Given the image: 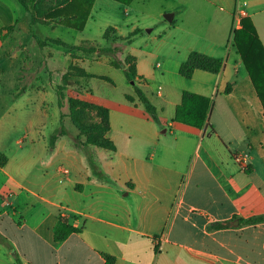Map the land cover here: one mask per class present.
<instances>
[{"label":"crops","instance_id":"crops-1","mask_svg":"<svg viewBox=\"0 0 264 264\" xmlns=\"http://www.w3.org/2000/svg\"><path fill=\"white\" fill-rule=\"evenodd\" d=\"M240 6L264 45V0L60 5L88 15L81 29L33 23L19 0H0V151L8 157L0 166V264H104V253L116 264H264V222L240 220L264 214V104L234 45ZM109 26L121 37L143 31L122 54L136 58L134 80L110 55L74 48L110 45ZM194 51L222 60L221 70L183 76ZM71 65L95 75L90 99L94 79L124 86L120 105L104 103L114 149L79 144L69 131L50 146L61 128L55 86ZM184 92L209 98L202 128L175 120ZM240 153L247 169L235 161ZM61 219L78 229L64 240L56 237Z\"/></svg>","mask_w":264,"mask_h":264},{"label":"trees","instance_id":"trees-1","mask_svg":"<svg viewBox=\"0 0 264 264\" xmlns=\"http://www.w3.org/2000/svg\"><path fill=\"white\" fill-rule=\"evenodd\" d=\"M88 2L92 4L94 0H19V2L26 8L31 17L33 23H65L72 27L83 28L85 19L88 15L80 14H69L59 9L60 5L70 3L72 7L77 2ZM122 5H129L133 0H113ZM84 20L81 22L80 27L78 22L80 17ZM111 31H115V27L109 26L104 33V39H110L112 43L110 45L92 46L86 49L82 45H76L74 48L86 50L87 52L99 51V56L103 54L110 55V62L116 68L124 70L129 80H134L137 75L136 70V58L133 55H126L122 57L125 47L130 44L135 37L142 34L141 29H135L131 31L127 36L121 37L113 35ZM234 45L240 53L245 67L251 77L253 85L257 91V94L261 98L264 104V45L258 35L257 29L253 21L249 17L242 19V27L236 29L234 32ZM51 42L62 44L67 47L71 45L65 43L61 39H51ZM223 62L220 59L214 58L209 55H205L199 52H192L187 61L181 64L180 73L190 78L196 69H203L213 73H218L222 68ZM71 70L63 77V83L57 87V96L59 107L62 108L66 100L65 90L69 87L79 86L80 78L84 77L86 81L88 78L94 77L95 75L89 74L85 69L71 65ZM76 75V76H73ZM110 80L108 77H103ZM230 87L227 88V91ZM136 92L142 102L145 103L147 112L153 119L157 118L156 108L145 95V93L136 86ZM71 100V117L74 124L80 130L78 135V142L82 145H94L107 149H114L113 141L107 136L109 130V109L103 105H97L88 102H75L72 104ZM210 107V100L208 97L184 92L183 100L181 105L178 106L175 120L184 124L202 128L207 123L208 110ZM87 111H96L98 121L90 124H80V119ZM61 128L57 129L55 133L51 135L50 146H54L55 140L57 139L58 133L67 134L68 130L61 123ZM8 157L0 151V166L6 165ZM91 167L96 170V163L91 159ZM241 223L245 224H256L264 222V214L252 216L249 218L240 219ZM223 225V224H221ZM78 229L68 224L67 220L61 219L59 225L56 228L57 239L64 240L71 232L77 231ZM105 263L104 264H116V257L107 253H104ZM17 263L20 260L17 259Z\"/></svg>","mask_w":264,"mask_h":264},{"label":"rangeland","instance_id":"rangeland-1","mask_svg":"<svg viewBox=\"0 0 264 264\" xmlns=\"http://www.w3.org/2000/svg\"><path fill=\"white\" fill-rule=\"evenodd\" d=\"M141 2L142 0H136V2ZM123 12V11H122ZM120 13L118 17L120 18V22H123V19L126 18V15L124 13ZM106 24V18H99L97 20V25L98 27H101ZM39 31L40 28H38ZM37 30V31H38ZM114 31H111L113 34ZM119 36V35H117ZM103 74H108L106 70L102 71ZM117 80L118 77H116ZM54 80H58L57 78H54ZM64 79H61V82L63 83ZM80 82L79 86L77 87H69L68 89L65 90L66 92V100L65 104L62 108H60V118H61V123L63 126L69 131L73 133H77L79 135L80 130L78 127L74 124L72 117H71V100L73 101L72 104H75V102H88V103H93L97 105H103L105 106L104 103L107 105H120L117 103V101L121 100L123 97V91H124V86H119V87H113L109 82L103 79H94L91 81V85L94 89V92L96 93L95 97L90 99L88 93H93L91 86L89 85V81L84 78L80 77ZM61 85V84H59ZM55 86V90L57 91V87ZM88 92V93H87ZM113 98L115 102H110L108 99L109 97ZM58 97V96H57ZM108 98V99H107ZM107 107V106H105ZM98 116L96 111H87L84 116H82L80 119H78L80 124H90L93 122L98 121ZM61 127V126H60ZM53 134V132H52ZM51 134V135H52Z\"/></svg>","mask_w":264,"mask_h":264},{"label":"built area","instance_id":"built-area-1","mask_svg":"<svg viewBox=\"0 0 264 264\" xmlns=\"http://www.w3.org/2000/svg\"><path fill=\"white\" fill-rule=\"evenodd\" d=\"M247 17V12L243 7H238L235 12V21L236 26L239 28L242 27V19ZM235 161L240 165L242 169H247V154H237L235 156ZM60 172L63 174L69 173V169L61 167Z\"/></svg>","mask_w":264,"mask_h":264},{"label":"water","instance_id":"water-1","mask_svg":"<svg viewBox=\"0 0 264 264\" xmlns=\"http://www.w3.org/2000/svg\"><path fill=\"white\" fill-rule=\"evenodd\" d=\"M172 16H173L172 14H166V15H165V17H166L167 19H169V20L172 18Z\"/></svg>","mask_w":264,"mask_h":264}]
</instances>
